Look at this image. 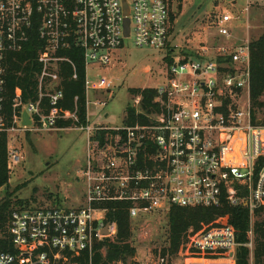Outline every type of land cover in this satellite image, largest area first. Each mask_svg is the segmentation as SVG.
<instances>
[{
	"label": "built area",
	"instance_id": "1",
	"mask_svg": "<svg viewBox=\"0 0 264 264\" xmlns=\"http://www.w3.org/2000/svg\"><path fill=\"white\" fill-rule=\"evenodd\" d=\"M244 1L246 9H264V0ZM171 13V0H0V137H8L10 170L23 159L12 137L17 132H51L63 129L60 120H78L77 110L62 106L61 63H71L73 78L78 76L67 51L80 52L84 60L87 116L92 89L114 96L113 81L102 75L92 82L88 70L109 68L125 40L165 50L172 59L157 87L160 109L148 115L147 123L78 126L87 134L85 203L14 209L9 221L14 251L0 252V264H79L72 259L82 254L92 262L96 247L117 234L116 222L107 220L110 202H127L133 220L167 214L172 207L227 202L244 205L250 214L264 207V124L252 113L250 34L236 45L201 44L179 53ZM238 23L234 10L213 19L218 36L228 40ZM32 39L39 48L38 96L24 102L17 87L11 113L6 107L10 62ZM92 100L96 106L107 104ZM140 103L137 95L134 105ZM24 112L31 125L23 124ZM239 245L233 226H209L176 254L112 264H236ZM219 251L226 255H206Z\"/></svg>",
	"mask_w": 264,
	"mask_h": 264
},
{
	"label": "rangeland",
	"instance_id": "2",
	"mask_svg": "<svg viewBox=\"0 0 264 264\" xmlns=\"http://www.w3.org/2000/svg\"><path fill=\"white\" fill-rule=\"evenodd\" d=\"M235 4V0H171L172 13L175 16L173 36L179 46L177 52L195 51L201 44L236 45L247 38L248 34L252 42L264 33V9L256 7L246 9L244 0H238L237 6ZM230 10L237 12L239 23L232 30V38L228 40L218 36L213 19L217 14ZM248 22L250 28H247ZM115 54L116 61L109 68L97 69L99 66L93 65L88 70L92 82H96L99 76L103 75L114 84L112 87L114 96L109 98V93L105 96L106 106L94 105L92 100L94 90L90 92L91 123L101 118L100 121L108 126L122 125L128 106L134 105L137 97L130 89L157 88L166 80L164 71L169 62L165 50L149 46L138 47L134 44L133 38H128ZM136 107L140 108V105ZM105 114L109 116L106 117ZM12 137L21 147L23 159L10 170L11 178L8 185L0 187V205L3 202H11L10 205L16 209L21 208L18 202L28 200L29 203L23 207L68 209L85 203L86 184L83 179V172L87 167L85 131L72 125L51 132H17ZM251 215L252 229L253 222L259 217H256L255 213ZM260 218H264V214ZM132 226L135 257L144 260L150 254H163L164 248L169 249L166 213L153 212L142 216L134 220ZM249 235L253 243L250 247L253 257L254 233L252 236Z\"/></svg>",
	"mask_w": 264,
	"mask_h": 264
},
{
	"label": "trees",
	"instance_id": "3",
	"mask_svg": "<svg viewBox=\"0 0 264 264\" xmlns=\"http://www.w3.org/2000/svg\"><path fill=\"white\" fill-rule=\"evenodd\" d=\"M174 14L171 18L174 22ZM36 40L27 45L25 51L14 54L8 70V82L6 83V107L13 111V98L15 89L23 90V101L35 100L38 96V71L36 63L38 55ZM77 66V78H73L74 69L71 63L62 62L60 66V87L64 91L62 106L65 109L77 110L78 120H60L61 128L72 125H86L87 120V96L85 82V64L80 52L67 51ZM168 62L171 57L167 56ZM134 95H141L140 108L135 105L128 106L124 123L134 125L147 123L148 115L158 111L159 104L155 102L158 95L157 88H133ZM251 106L254 120H261L264 124V33L251 42ZM10 169L8 168V137H0V187L8 185L10 181ZM11 202H3L0 205V252H13L14 247L9 236V221L14 208ZM29 201L18 202L21 208ZM110 210L107 220L117 224V234L112 238H106L97 247L92 256V262L88 254H82L72 259L79 264H112L113 262H126L135 256L136 247L132 243L133 219L130 217V205L127 202H110ZM26 206V205H25ZM28 206V205H27ZM264 207L255 212L257 218L252 225L254 233L253 257L251 249L246 244L250 241L251 214L244 205H230L224 202L220 207H172L168 212V239L169 249H163V254L168 252L178 253L184 249L191 236L206 229L209 226H233L237 233V241L240 245L236 249V264H264ZM193 230V231H191ZM102 248L105 250L103 251ZM167 252V253H166ZM209 257L226 255V252H208Z\"/></svg>",
	"mask_w": 264,
	"mask_h": 264
},
{
	"label": "crops",
	"instance_id": "4",
	"mask_svg": "<svg viewBox=\"0 0 264 264\" xmlns=\"http://www.w3.org/2000/svg\"><path fill=\"white\" fill-rule=\"evenodd\" d=\"M235 1H236V0H235ZM237 2H238V0H237ZM93 94H94V98H101V99H105V96L107 95L106 92L95 91V90H94ZM94 98H93V99H94ZM105 116L108 117L109 114H105ZM90 117H91V114L88 112L87 120H88L89 122H91ZM100 119H101V118L97 119V121L94 122V123H99V124H103V125L108 126V125L105 124L103 121H100ZM109 126H110V125H109ZM117 126H118V125H117ZM111 127H112V126H111Z\"/></svg>",
	"mask_w": 264,
	"mask_h": 264
},
{
	"label": "water",
	"instance_id": "5",
	"mask_svg": "<svg viewBox=\"0 0 264 264\" xmlns=\"http://www.w3.org/2000/svg\"><path fill=\"white\" fill-rule=\"evenodd\" d=\"M126 35H129V20L126 21ZM261 120H258V123H260ZM23 124L24 125H31V119L27 112H24L23 114ZM105 234H107V229L104 231Z\"/></svg>",
	"mask_w": 264,
	"mask_h": 264
}]
</instances>
